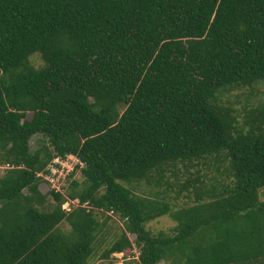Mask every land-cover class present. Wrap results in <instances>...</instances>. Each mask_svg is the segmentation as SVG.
Instances as JSON below:
<instances>
[{
  "label": "trees",
  "instance_id": "16d2710c",
  "mask_svg": "<svg viewBox=\"0 0 264 264\" xmlns=\"http://www.w3.org/2000/svg\"><path fill=\"white\" fill-rule=\"evenodd\" d=\"M259 84L264 0H0V264H264V103L217 98ZM179 164L190 206L131 191Z\"/></svg>",
  "mask_w": 264,
  "mask_h": 264
},
{
  "label": "rangeland",
  "instance_id": "374dc122",
  "mask_svg": "<svg viewBox=\"0 0 264 264\" xmlns=\"http://www.w3.org/2000/svg\"><path fill=\"white\" fill-rule=\"evenodd\" d=\"M31 64L38 68L41 66V62L37 56H34L31 58ZM263 83V82H261ZM218 101L221 104H227L228 102H231L234 108H236L238 111L242 110V106L246 105L247 107H254L258 104L264 103V84H259L253 87L252 89H238L230 92L229 94L225 95H217ZM30 115L28 116V118ZM31 149H35L37 144L35 139H32L30 142ZM76 163V160L72 159L68 164L63 162V165L66 166L67 171H69L73 164ZM208 163V162H207ZM204 165L207 166V164H203L202 166H190L187 165V167H184L183 165H178L175 168L174 174L167 170L165 172V175L162 179V181L159 183V186H147L144 183L141 184H131V191H133L136 195H143L146 196H155V193H159V198L165 197L163 199L164 202L169 204L171 207V210H177L186 208L187 206H190L192 204V197L190 199L185 198V192L181 193V195H177L176 193V186L178 183L182 184L186 180L198 175H202V178L208 186L210 183L213 182V176H214V170L213 168L207 169ZM223 167L228 166L227 162H223ZM4 174V167H0V176ZM74 178L81 183L82 177L77 171L74 175ZM223 180L226 181V183H229L230 178L225 177ZM65 184V183H64ZM170 186H172V190H170ZM61 191V189L59 188ZM41 191H45V189H41ZM261 192V198H264V195ZM153 198V197H152ZM158 197H156L157 199ZM158 198V199H159ZM160 200V199H159ZM264 201V200H263ZM48 202H52L51 198L48 199ZM78 204L77 200H74L72 202L64 203L62 206V209L69 212L72 208H75ZM113 219H116L115 217ZM146 230L150 231L153 234H157V232L162 231L164 233L170 234L173 233L174 228L176 227V222L170 218L169 216H162L160 218H157L146 225ZM64 232H67L69 227L67 224H63L61 228ZM132 253V251H131ZM138 256V251L133 249V254L128 255L127 253H119V254H113L111 256L113 264H124L125 260L129 259H136ZM95 264H99L98 262ZM103 264H107V262H104ZM163 264V263H161Z\"/></svg>",
  "mask_w": 264,
  "mask_h": 264
},
{
  "label": "built area",
  "instance_id": "2783aa9c",
  "mask_svg": "<svg viewBox=\"0 0 264 264\" xmlns=\"http://www.w3.org/2000/svg\"><path fill=\"white\" fill-rule=\"evenodd\" d=\"M72 159L76 160L77 163V159L74 156H67L65 159L55 158L52 164L48 165L46 169L49 170V174L44 177L47 182V187L58 191L59 188L64 185L66 182V176L73 170L76 163L71 166L72 168L69 171H67L63 162L68 164Z\"/></svg>",
  "mask_w": 264,
  "mask_h": 264
}]
</instances>
